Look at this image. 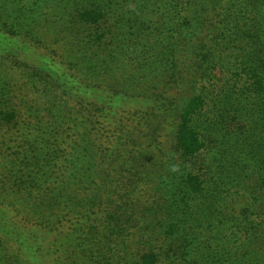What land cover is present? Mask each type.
I'll return each mask as SVG.
<instances>
[{"label":"trees","instance_id":"trees-1","mask_svg":"<svg viewBox=\"0 0 264 264\" xmlns=\"http://www.w3.org/2000/svg\"><path fill=\"white\" fill-rule=\"evenodd\" d=\"M58 5L75 19L74 26L96 25L99 30L89 42L79 34L73 37L72 49L82 43L84 51L76 73L48 59L30 64L15 53L29 50L28 43L25 49L17 46L19 36L41 43L49 8ZM247 5L260 7L254 18L247 16ZM72 6L63 0H0V264H159L154 241L173 243L182 236L183 255L204 248L194 264H264V257L225 261L208 242L203 247L199 235L179 225L198 217L194 206L188 211V202L205 187L198 175L175 163L167 169L171 193L152 202L158 211H169L166 218L160 213L146 217L143 229L136 231L147 248L137 255H129L125 245L113 251L111 246H118L134 222L131 210L141 200L114 197L106 160L112 142L100 134L106 127L96 101L88 99L96 85L82 87L80 80L86 69L90 81L97 78V68L107 71L112 61L124 73L143 77L156 65L154 56L161 57L159 68L174 74L180 66L200 70L173 136L176 154L194 158L205 147L195 117L208 104L210 81L221 80L220 75L224 79L240 70L231 74L238 79H229L241 83L245 98L262 100L264 121V0H96V7L82 5L76 15ZM69 22L64 23L68 33L74 30ZM93 44L99 49L93 50ZM227 52L232 59L223 67ZM186 55L195 64L186 65ZM146 56L149 61L143 60ZM118 86V94L133 88L125 82ZM168 107L175 111L171 103ZM154 110L163 113L165 107L156 102ZM156 117L162 118L149 115L144 124ZM259 126L264 144V123ZM13 129L14 134L7 132ZM181 206L187 216L178 213ZM153 222L158 223L154 228Z\"/></svg>","mask_w":264,"mask_h":264},{"label":"rangeland","instance_id":"rangeland-1","mask_svg":"<svg viewBox=\"0 0 264 264\" xmlns=\"http://www.w3.org/2000/svg\"><path fill=\"white\" fill-rule=\"evenodd\" d=\"M63 1L73 3L74 15L75 10L82 5L96 7V0ZM61 8L59 5L49 8L52 13L49 14L45 28L42 27L40 44L19 36L17 46L24 48L28 43L29 50L20 49L15 53L30 64L38 65L42 59H48L66 69L67 73H76V69L81 66L84 51L80 49L82 43L76 50L72 49L70 44L75 42L73 37L79 34V37L89 42L96 36L98 29L96 25L74 26L75 19L64 14ZM259 9L260 7L253 9L247 5V11L250 10L247 16L251 13L254 18ZM67 21H70V26H74V30L69 33L64 28ZM95 49H99L96 44L93 46V50ZM228 53L231 52L222 54L225 60L223 67L232 59ZM154 58L156 65L152 68L153 73L152 70H145L148 76H131V73H124L115 67L112 61L107 71L97 68V78L95 76L90 81L85 72L87 69L80 77L84 83L82 87L89 83L96 85L94 95L88 99L96 101L98 117H101V124L106 127L100 134L112 142V147L106 152V160L110 163L107 168L116 189L114 197L122 195L125 198L141 200L138 202L139 208L131 210L135 218L132 227L130 226L123 235V240L118 242V246L117 242L111 246L113 251L119 248L121 250L125 245L129 255H137L139 251L147 248L137 240L136 231L140 227L143 229L146 217L166 218L169 211H158V207L152 205V202L159 197L166 199L171 193L167 187V169L171 163H175L198 175L205 187L203 192L196 194L188 202V211H191V205L194 206L195 216L198 217H189L186 223L179 225L199 235L204 242L202 246L209 243L212 249L221 253V258L225 261H235L240 257L263 258L264 144L263 132L259 130H263L259 125L264 123L262 100L245 98L246 96L241 94V83L238 81L235 84L229 79H238L237 75L235 77L231 74L240 70H233L224 79L223 75H220L221 80H211L207 87L210 95L208 104L195 117V128L205 139V147L194 158H180L174 149V131L180 110L193 93L191 81L200 77V70L180 66L174 74V70L167 71L162 65L159 68L158 58L161 57ZM143 60L149 61V57L146 56ZM143 60L139 61L145 65ZM193 63L192 58L186 55L185 64L189 66ZM132 64L133 62H130V66ZM135 64L138 63L135 61ZM130 66L127 67L131 68ZM93 70L96 71V67ZM123 82L132 84L133 88L128 93L118 94L116 88L121 90L118 85ZM82 96L84 97V94ZM156 102L164 105L163 113L154 110ZM169 103L175 108L174 112L171 107L167 108ZM243 107L244 111L237 110ZM235 110L239 114L234 112ZM152 113L159 114L164 120L156 117L144 124L145 119L153 115ZM260 122L262 123L259 124ZM7 132L14 134L15 129ZM102 167L105 168V164ZM185 211L186 207L181 206L178 213L186 215ZM157 213L160 214L156 216ZM129 215L131 216V213ZM157 224L153 222L152 227ZM121 242L124 244H119ZM182 242L183 236L173 243L163 238L154 241L155 250L160 254L159 264H194V259L201 257L204 248L194 251L193 254L183 255L180 248ZM217 259L218 257L214 261ZM201 263L206 262L202 260Z\"/></svg>","mask_w":264,"mask_h":264}]
</instances>
